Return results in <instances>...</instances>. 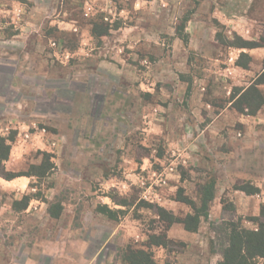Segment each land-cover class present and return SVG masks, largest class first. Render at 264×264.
Instances as JSON below:
<instances>
[{
	"label": "rangeland",
	"instance_id": "374dc122",
	"mask_svg": "<svg viewBox=\"0 0 264 264\" xmlns=\"http://www.w3.org/2000/svg\"><path fill=\"white\" fill-rule=\"evenodd\" d=\"M263 71L264 0H0V264H218L264 205Z\"/></svg>",
	"mask_w": 264,
	"mask_h": 264
},
{
	"label": "trees",
	"instance_id": "16d2710c",
	"mask_svg": "<svg viewBox=\"0 0 264 264\" xmlns=\"http://www.w3.org/2000/svg\"><path fill=\"white\" fill-rule=\"evenodd\" d=\"M149 1V0H148ZM244 43V44H243ZM238 44L243 45H253L249 42H243ZM245 46V47H248ZM264 84V71L258 78L257 82L252 84L247 90L243 92L244 104L249 110L250 115H254L262 105H264L263 97L258 89L259 85ZM253 106L255 109H253ZM13 141V139H9ZM7 139L0 136V177L5 180L11 179L9 172H7L3 166L4 162L9 159L10 155V145L7 144ZM50 162L45 160L39 166H32V173L28 174L44 176L46 172L51 168ZM247 195H253L258 193V188L255 187H245L240 188ZM200 206L198 207L196 203L184 196H180L178 201L186 203L195 210L193 215H188L183 221L184 227L189 232H196L201 223L202 217L208 216V210L210 203L215 198V183L210 182L201 187ZM162 216L167 215V212L163 209H159ZM102 214L115 218L113 212L108 208H104L100 211ZM58 216V214H56ZM256 223L258 225L257 230H250L242 226L238 221L234 222H224L222 227L218 231V241L220 247V253L222 260L218 264H257L262 262L264 264V205L260 209V216L256 218ZM175 220L170 221V223H175ZM162 245V244H160ZM125 254L126 264H156L154 257L151 253L145 250H128ZM164 264H172L166 262Z\"/></svg>",
	"mask_w": 264,
	"mask_h": 264
}]
</instances>
